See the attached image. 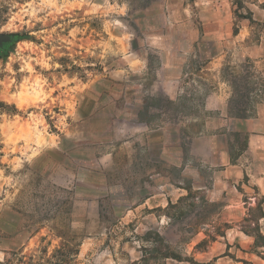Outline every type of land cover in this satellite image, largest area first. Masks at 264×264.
Returning <instances> with one entry per match:
<instances>
[{"label":"rangeland","instance_id":"1","mask_svg":"<svg viewBox=\"0 0 264 264\" xmlns=\"http://www.w3.org/2000/svg\"><path fill=\"white\" fill-rule=\"evenodd\" d=\"M0 32V264H264L250 184L207 196L264 98V0H0Z\"/></svg>","mask_w":264,"mask_h":264},{"label":"crops","instance_id":"2","mask_svg":"<svg viewBox=\"0 0 264 264\" xmlns=\"http://www.w3.org/2000/svg\"><path fill=\"white\" fill-rule=\"evenodd\" d=\"M165 57L167 61L172 59L170 58L171 56ZM172 57H174L175 60L174 62L170 61L169 66L171 67L169 68L174 71L175 76L173 79H168L170 80L169 83L165 84H168L170 87L168 91L173 90L174 95H177L179 92L178 84L180 80L183 76L188 74L185 71V65L190 56L187 52L180 51L176 54L174 53ZM211 58L214 59L211 60ZM214 60L215 57H210L202 70L211 69L210 64L215 65ZM172 84H174V87H172ZM227 98L228 94H226L225 91L218 90L212 92L206 98L205 107L227 106ZM255 105L259 107V109L253 117H246L245 119L233 117L234 124L237 126L235 129H237V131L248 132V145L234 161L229 151H221L220 163L223 165V168L214 173V181L207 195L210 200L219 199L222 195L221 193H223L224 185H226V191L229 193L227 197L228 201H237L238 198L232 193V190L234 189L238 192L237 187L240 184L247 187L248 184H250L255 191L253 203L260 202L261 206H264V98L255 101ZM242 202L245 203V200ZM261 218H264V214Z\"/></svg>","mask_w":264,"mask_h":264},{"label":"trees","instance_id":"3","mask_svg":"<svg viewBox=\"0 0 264 264\" xmlns=\"http://www.w3.org/2000/svg\"><path fill=\"white\" fill-rule=\"evenodd\" d=\"M232 158V157H231ZM190 194H188L187 196L184 197V199H189ZM255 238L258 239H263L262 241H260L257 245L258 246H263L264 247V235L261 234V232H257L255 233ZM152 250H154V248H152ZM159 252V251H158ZM160 255L162 256V258H168V257H172L174 258L175 254H173V252L171 251V249L169 248V246L165 245L163 250L160 251Z\"/></svg>","mask_w":264,"mask_h":264},{"label":"water","instance_id":"4","mask_svg":"<svg viewBox=\"0 0 264 264\" xmlns=\"http://www.w3.org/2000/svg\"><path fill=\"white\" fill-rule=\"evenodd\" d=\"M18 37L17 34L0 32V52L6 50Z\"/></svg>","mask_w":264,"mask_h":264},{"label":"flooded vegetation","instance_id":"5","mask_svg":"<svg viewBox=\"0 0 264 264\" xmlns=\"http://www.w3.org/2000/svg\"><path fill=\"white\" fill-rule=\"evenodd\" d=\"M4 50H2L1 52H3Z\"/></svg>","mask_w":264,"mask_h":264}]
</instances>
